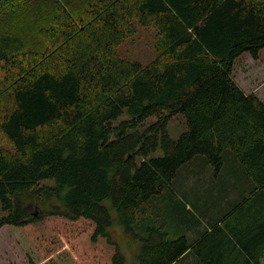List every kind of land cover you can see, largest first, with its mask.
I'll use <instances>...</instances> for the list:
<instances>
[{"label":"trees","instance_id":"trees-1","mask_svg":"<svg viewBox=\"0 0 264 264\" xmlns=\"http://www.w3.org/2000/svg\"><path fill=\"white\" fill-rule=\"evenodd\" d=\"M29 1L35 31L14 29ZM138 27L156 32L148 64L117 52ZM263 49L264 0H0V230L32 264L62 242L47 264H126L110 199L140 245L136 264L188 251L200 264H262L264 101L233 73ZM177 115L186 129L174 140ZM198 158L215 175L239 167L241 194L192 245L168 230L188 224L173 185Z\"/></svg>","mask_w":264,"mask_h":264},{"label":"rangeland","instance_id":"rangeland-1","mask_svg":"<svg viewBox=\"0 0 264 264\" xmlns=\"http://www.w3.org/2000/svg\"><path fill=\"white\" fill-rule=\"evenodd\" d=\"M35 4L29 1L21 7L23 9V18H21L22 27L12 26L14 29L22 30H34L36 27L32 22V10ZM20 8V9H21ZM16 12L19 11V5ZM7 16V14H6ZM22 16V15H21ZM30 33V32H29ZM155 36L156 32L150 27H138L137 33L131 39L126 40L118 49L117 52L120 56L126 59L138 61L142 64L150 63L156 57L155 49ZM234 78L238 85L247 94H256L262 101H264V49L260 51L259 58L253 59L248 53L241 55L234 64ZM129 119L126 115L121 117L119 122ZM157 121L156 117L149 118L144 124L140 126V131L143 132L147 127L154 124ZM186 121L183 116L177 115L169 121L167 130L170 137L174 140L178 139L180 135L185 131ZM164 152L162 148L157 149L151 153L150 157H161ZM201 159L198 158L190 164L185 165L174 180V184L181 182L184 178L188 177L190 173H204L206 169H200V166L196 165L201 163ZM46 184H49L46 182ZM105 206L113 219V225L109 228L112 237L115 241L119 242L122 246L124 254L127 256L128 263L133 262L132 255L134 253V247L137 245V241L130 237L123 238L118 232H123L119 223L116 209L110 199L103 201ZM0 205V216H4ZM145 225H140V229H144ZM143 231V230H142ZM60 244V245H59ZM50 247L51 255L45 257L38 264H47L52 258L63 253L69 249L68 245L64 242ZM48 252V253H50ZM264 264V260L262 261ZM0 264H32L25 249L20 245L16 235L10 229L9 226H5L0 230Z\"/></svg>","mask_w":264,"mask_h":264},{"label":"crops","instance_id":"crops-1","mask_svg":"<svg viewBox=\"0 0 264 264\" xmlns=\"http://www.w3.org/2000/svg\"><path fill=\"white\" fill-rule=\"evenodd\" d=\"M201 161V163L196 165L200 166L201 171L206 169V172L190 173L188 177L184 178L181 182L173 185L178 197L181 198L186 205L188 213L185 217L187 218L188 224H182L180 227L170 229V231L167 229L171 238H178L184 235L192 245L200 240L207 229L220 221L222 215L230 210V205L233 204L241 194L237 188H235V191L233 190V187L238 183L234 176H230V172H234L236 168L238 169L239 167L235 165L229 168L227 165V171L229 172L228 176L225 170L215 175L213 168L205 163L203 159H201ZM167 205L165 208L168 211L169 208ZM167 216L169 217L168 213ZM118 233L121 234L123 238L130 239V237L126 236L123 232ZM136 244L132 255L133 262L131 264L137 263L136 255L140 245L138 243ZM120 247L123 252L121 244ZM128 259L126 256V264H129ZM175 264H200V262L193 251H188Z\"/></svg>","mask_w":264,"mask_h":264}]
</instances>
